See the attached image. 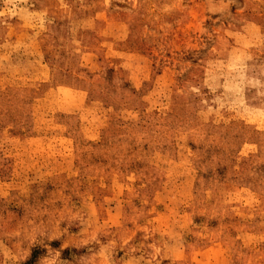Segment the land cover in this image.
Returning a JSON list of instances; mask_svg holds the SVG:
<instances>
[{
    "label": "rangeland",
    "instance_id": "obj_1",
    "mask_svg": "<svg viewBox=\"0 0 264 264\" xmlns=\"http://www.w3.org/2000/svg\"><path fill=\"white\" fill-rule=\"evenodd\" d=\"M0 264H264V0H0Z\"/></svg>",
    "mask_w": 264,
    "mask_h": 264
}]
</instances>
